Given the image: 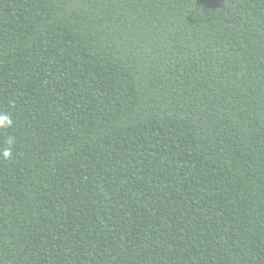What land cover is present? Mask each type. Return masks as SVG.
Masks as SVG:
<instances>
[{"label": "trees", "instance_id": "16d2710c", "mask_svg": "<svg viewBox=\"0 0 264 264\" xmlns=\"http://www.w3.org/2000/svg\"><path fill=\"white\" fill-rule=\"evenodd\" d=\"M0 115V264H264V0H0Z\"/></svg>", "mask_w": 264, "mask_h": 264}, {"label": "clouds", "instance_id": "9594fccd", "mask_svg": "<svg viewBox=\"0 0 264 264\" xmlns=\"http://www.w3.org/2000/svg\"><path fill=\"white\" fill-rule=\"evenodd\" d=\"M13 123L12 119L7 115H0V127H9ZM13 141L9 140L8 143L11 144ZM3 157L11 158L12 152L10 148L3 150Z\"/></svg>", "mask_w": 264, "mask_h": 264}]
</instances>
